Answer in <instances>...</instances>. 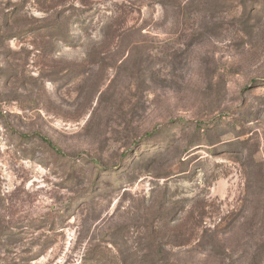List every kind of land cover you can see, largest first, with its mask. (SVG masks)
I'll return each instance as SVG.
<instances>
[{"label": "rangeland", "instance_id": "rangeland-1", "mask_svg": "<svg viewBox=\"0 0 264 264\" xmlns=\"http://www.w3.org/2000/svg\"><path fill=\"white\" fill-rule=\"evenodd\" d=\"M0 264H264V0H0Z\"/></svg>", "mask_w": 264, "mask_h": 264}, {"label": "trees", "instance_id": "trees-1", "mask_svg": "<svg viewBox=\"0 0 264 264\" xmlns=\"http://www.w3.org/2000/svg\"><path fill=\"white\" fill-rule=\"evenodd\" d=\"M35 138H37L42 143L46 144L50 149H52L54 152L61 154L60 150L44 135L42 134H35Z\"/></svg>", "mask_w": 264, "mask_h": 264}]
</instances>
